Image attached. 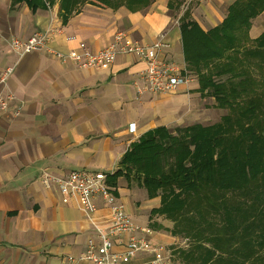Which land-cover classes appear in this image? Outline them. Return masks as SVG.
Wrapping results in <instances>:
<instances>
[{
	"label": "crops",
	"instance_id": "0c3cea01",
	"mask_svg": "<svg viewBox=\"0 0 264 264\" xmlns=\"http://www.w3.org/2000/svg\"><path fill=\"white\" fill-rule=\"evenodd\" d=\"M234 1L208 0L202 10L192 9L193 18L205 30L212 29L225 20ZM181 16L173 20L169 1L155 0L135 12L86 5L64 21L58 7L34 11L25 1L0 0V75L16 66L4 90L24 104L19 119L11 113L0 118V264H65L69 257H82L96 235L77 201L64 205L57 189L44 187L40 181L44 171L63 176L88 170L110 179L147 133L202 125L210 115L200 107L195 80L190 88L168 95L139 96V74L147 66L134 55H121L106 68L84 70L48 51L20 58L12 50V38L29 39L50 30L49 47L66 54L80 52L83 43L101 51L119 34L127 42L143 44L163 39L168 44L164 58L186 65ZM261 17L254 21L253 39L264 32ZM111 187L137 223L153 222L151 213L160 207V198L148 199L144 188L124 177ZM98 205L95 217L100 220L108 211L103 201ZM158 220L164 229L171 228L163 218ZM164 229H153L152 239L168 247L176 238ZM151 256L141 255L126 264H142Z\"/></svg>",
	"mask_w": 264,
	"mask_h": 264
},
{
	"label": "trees",
	"instance_id": "16d2710c",
	"mask_svg": "<svg viewBox=\"0 0 264 264\" xmlns=\"http://www.w3.org/2000/svg\"><path fill=\"white\" fill-rule=\"evenodd\" d=\"M34 11L47 0H19ZM70 1V0H69ZM81 1V0H80ZM85 1V0H82ZM155 0H94L106 9L142 11ZM180 13L184 0H168ZM79 0L62 7L64 21L79 12ZM264 14V0H235L225 20L205 31L187 9L179 23L186 66L198 77L199 94L226 110L219 123L167 127L147 133L121 161L119 177L161 199L151 213L171 224L175 264H264V32L251 30ZM126 167V169H125ZM125 169V170H124Z\"/></svg>",
	"mask_w": 264,
	"mask_h": 264
},
{
	"label": "built area",
	"instance_id": "2783aa9c",
	"mask_svg": "<svg viewBox=\"0 0 264 264\" xmlns=\"http://www.w3.org/2000/svg\"><path fill=\"white\" fill-rule=\"evenodd\" d=\"M197 1L203 4L207 0ZM50 42L51 31L47 30L29 39L14 37L10 45L20 58L48 51L55 59L74 63L84 70L106 68L114 65L121 55H134L147 66L146 70L139 74L142 81V84L137 86L139 96L168 95L183 87L190 88L194 82L185 64L164 58L168 44L163 39L143 44L137 41L127 42L124 35L119 34L109 47L101 51L94 52L83 43L81 51L74 54L52 49L49 47ZM15 71L16 66H10L0 75V118L9 113L14 119L23 115L24 104L19 102L13 93L4 90ZM40 181L46 189H57L64 205L77 201L96 230V235L88 241L87 252L80 258L69 257L65 264H126L145 254L152 256L142 264H172L171 251L153 241L154 230L149 225L134 221L126 204L113 191L107 174L83 170L58 176L44 172ZM100 200L104 202L108 213L99 220L95 215L99 211Z\"/></svg>",
	"mask_w": 264,
	"mask_h": 264
},
{
	"label": "rangeland",
	"instance_id": "374dc122",
	"mask_svg": "<svg viewBox=\"0 0 264 264\" xmlns=\"http://www.w3.org/2000/svg\"><path fill=\"white\" fill-rule=\"evenodd\" d=\"M75 1L76 0H47V4H48V6H49V8L51 7V8H53V7H58V9H59V12H60V16H61V12H62V7H66L68 4H71L72 2H74L75 3ZM185 1V3H184V5H183V7H182V10H181V12L180 13H178V12H172V16H173V20H177V18L180 16V15H183L184 14V12L187 10V9H203V7H204V5L206 4V2L208 1H206L205 3H200V2H198L197 0H184ZM79 11H81L82 10V8L84 7V6H88V5H91V6H94V7H97V8H102V9H106V8H104V7H101V6H99V5H97V4H94V0H85V1H80L79 0ZM124 8H127V7H124ZM128 9V8H127ZM129 10V9H128ZM264 16V15H263ZM263 16L259 19V21H261V20H263ZM202 27V26H201ZM203 28V27H202ZM204 29V28H203ZM205 30V29H204ZM209 30H211V29H209ZM209 30H205V31H209ZM190 74H191V76L193 77V79L195 80V81H197L198 82V77H197V75H195L194 73H192V72H190ZM198 98V101H199V104L201 105L200 107H206L207 108V110H209V113H210V115L206 118V120H204V124H202V125H204V126H212V125H215L216 123H219L221 120H222V118H223V116L224 115H226V113H227V111L226 110H221V109H217V108H215V105H216V102H215V100L213 99V98H211V97H206V98H202L200 95L197 97ZM186 126H183V127H177V126H175V127H171V128H169V129H171V131H174V133H176L175 135H177V129H179V128H185ZM125 169H126V167H125ZM124 169V170H125ZM44 172H48V171H44ZM137 184L135 183V186H136ZM136 192H138V191H136ZM139 192H141V191H139ZM147 192V191H146ZM146 195H147V197H148V193H146ZM149 199V198H148ZM151 200V199H150ZM154 200V199H153ZM160 206H161V201H160ZM134 221H135V219H134ZM156 223H158V222H160V220H158V218L156 217L155 218V220H154ZM162 223V222H161ZM161 223H159V224H161ZM149 225V224H148ZM150 227H154L153 226V222H151L150 223V225H149ZM163 226V225H162ZM171 229V228H170ZM176 242H174L173 244H171V245H169L167 248L170 250V251H172L173 252V248H175V247H178V248H188V241H186V240H182L181 238L179 239V238H177L176 240H175ZM175 261H173L172 262V264H175L174 263Z\"/></svg>",
	"mask_w": 264,
	"mask_h": 264
}]
</instances>
